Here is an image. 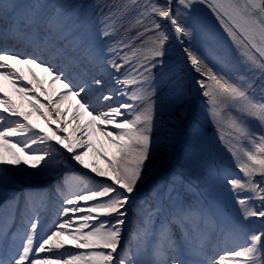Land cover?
Returning a JSON list of instances; mask_svg holds the SVG:
<instances>
[{
	"label": "snow or ice",
	"instance_id": "obj_1",
	"mask_svg": "<svg viewBox=\"0 0 264 264\" xmlns=\"http://www.w3.org/2000/svg\"><path fill=\"white\" fill-rule=\"evenodd\" d=\"M196 2L123 0L119 5L98 3L96 7L100 8L103 18L95 33L75 23L64 5H52L54 11L47 14L44 9L49 6L36 0L31 5L23 6V14L14 16L9 28L11 34H18L21 21L30 27L46 23L53 30L51 47L54 54L62 56L67 65L78 67L82 72V77L77 80L64 68L35 53L26 55L18 51H0V80L10 81L22 96H27L31 89L18 86L17 82L23 78L10 61L42 68L52 77V83L62 84L64 91L55 99L49 96L46 104L40 103L36 93L32 92L35 102L31 106L45 120L67 115L61 111L60 105L65 100L76 101L72 120L77 121L74 131L80 134L78 143H74L70 135L55 134L63 133L66 127L55 129L51 136L44 134L31 123L32 112L21 111L6 93L0 95V125H3L0 126V141H12L20 134L31 133V139L24 142V148H28L30 143L48 144L41 152L29 155L31 167L37 171H22L29 176L51 177L56 172L58 155L67 156L68 153L72 154L67 157L69 160L89 168L84 157L86 150L92 147L91 136L94 131L101 132L115 147L116 153L111 159L105 157L110 172L91 168L99 177H110L112 183L89 180L94 187L76 191L58 188L63 201L59 217L52 227L47 232H38L39 218L33 212L28 218L25 234L21 237L23 242L19 246L15 243L8 247L0 244V264H224L227 257L236 258L237 264H264V0H200L208 3L229 34L243 72L216 63L212 57L204 56L198 50L184 49L190 65L199 74L196 85L206 98L210 114L216 116L221 108L227 109L239 134L240 144L232 151V155L246 179L228 170L222 173L223 180L237 194V203L241 206L240 225L235 229L233 238L235 247L225 249L227 256L207 255L206 236L201 222L208 223L210 214L205 208L184 203L174 188L158 193L155 207H147L142 216L133 211L136 205L133 194L137 191L138 183H142L146 176V162L153 145V96L158 83L154 82L152 70L164 65L165 46L170 40L176 39L183 43L184 40L191 42L193 39L191 17ZM19 7L18 4L0 0V16L7 15L9 9ZM104 8H108L106 15L103 14ZM125 18L128 19V27L137 30V39L152 33L149 40L150 55L145 57L147 63H140L138 68L133 69L141 77L139 80L117 75L124 64L115 58V54L127 47L128 42L114 38L115 25L117 20ZM141 28L143 31H140ZM60 39L65 41L63 45L58 43ZM97 65L114 70L109 71L108 76L111 83L118 86L115 92L111 89L107 92L102 90L106 84L103 77H92L89 81L88 68ZM32 75L35 85H41L36 74ZM32 83L29 81V84ZM130 84H139V90L131 91L128 89ZM93 90L100 91L98 100L108 104L106 111H100L92 105L89 97ZM122 96L128 97L129 102L111 103L114 98ZM175 98L178 104L187 99L179 88L175 91ZM84 116L90 118L87 123L82 122ZM11 117L16 119L11 120ZM251 121H255L257 127H253ZM61 123L66 126L69 121ZM108 126H114L113 130L109 131ZM52 141L62 145L66 152H62ZM18 143H10L9 150ZM77 147L83 151L77 152ZM29 160L21 161L16 153H13L12 159L0 156V181H11L12 177L8 173L13 167L21 171L18 166L21 163L27 165ZM209 172L212 174L211 169ZM219 175L216 174L215 178L219 179ZM257 176L261 179H255ZM240 189L251 194L239 198L237 190ZM256 200L260 202L258 207L251 203ZM81 202L92 203L87 207L86 214L75 217L79 224L73 231L74 214L85 213ZM130 213H133L131 218ZM101 215H111L112 219L99 220ZM62 217L67 219L61 222ZM250 218H257L258 226L243 231L252 224ZM173 225L181 231V242L175 239ZM126 228L129 229L130 239L137 242L135 252L121 246ZM2 237L3 233H0ZM150 238L155 240V244L149 252L147 242ZM240 240L243 242L237 243ZM71 246L87 251L74 254L70 250ZM66 247L69 249L67 252L59 251ZM45 252L51 255L41 258L40 254Z\"/></svg>",
	"mask_w": 264,
	"mask_h": 264
},
{
	"label": "rangeland",
	"instance_id": "obj_2",
	"mask_svg": "<svg viewBox=\"0 0 264 264\" xmlns=\"http://www.w3.org/2000/svg\"><path fill=\"white\" fill-rule=\"evenodd\" d=\"M6 2L20 5L21 7L14 9V11L16 12L17 10L22 9L23 14L25 12L23 6L31 5L36 2V0H6ZM38 2L49 6L44 9L47 14H51L54 11L51 7L52 5L66 6L65 10L72 16L75 23L87 27L95 33L100 28V19L103 18L100 8L96 7V5L98 3L119 5L123 3V0H38ZM12 11L13 9H9L7 15H4V17L8 16ZM107 13L108 8H104L103 14L106 15ZM7 18L11 19L12 21L9 23L13 24L12 15ZM191 23L193 25V39L191 42L184 40L183 43H181V41L176 39L170 40L165 46L166 51L163 57L164 65L157 66L152 70L154 82L158 83V87L155 96H153V100L155 101V115L151 133L153 145L149 159L146 162L145 177L151 176V174H153L152 171H156L158 167L169 158L176 143L177 136L180 133V129L194 104V84H196V79L199 78V74L195 72L194 76L189 75L186 61L183 57V54H186L184 49L190 48L198 50V52L204 54V56L212 57L216 63H222L226 67L232 68L238 72L244 71L239 63L238 53L233 46L229 34L225 31L216 14L208 6V3H202L200 0H197L193 5ZM24 26L25 24L21 21L20 28ZM115 27L116 31L114 33V38H119V40L128 42L127 47H124L122 51H118L115 54V58L124 64V67L120 69V73H117V75L122 74V78L126 77L129 80H139L141 77H139L133 69L138 68L140 63H147L145 57L150 55L149 48L151 47V44L149 43V40L152 33H148L140 39H137V30L128 27L127 18L117 20ZM34 28L36 27L25 26L24 29L32 30ZM25 30L21 29L19 32ZM34 31H36L38 39H33V42L38 41L39 43H42L43 41L53 39V30L46 23H41L37 27V30H32V33ZM140 31H143V29L141 28ZM26 68L27 73L31 76L32 80V73L36 74L41 85H35V81L33 80V86H36V90H34L32 84L30 86L25 80L18 81V86L31 89L27 96H22L15 90L10 81L0 80L2 86L5 84L9 86L6 88L7 90L2 87L0 95L6 93L11 100L28 99L31 101L30 107L32 108L31 105L35 102L32 100V92H35L36 99L39 100L40 103L46 104L48 99L40 96L38 93L43 80L31 65H26ZM91 71L96 77L99 76V73L102 74L106 84L111 85V87H118L111 83V79L108 76V72H114V70H106L104 67L97 65L90 66L89 73ZM139 88V84L128 85V89L131 91H138ZM178 88L182 89L187 97V99L180 104L176 102L175 98V91ZM131 91H129V96L131 95ZM205 100L206 98L201 95V90L198 88L196 103L197 112L193 117L192 126L188 129L190 136L188 141L183 145L184 150L181 153L180 161L167 173L158 177L159 180L152 184L146 197L143 198V200L141 199V202L139 201L140 203L134 207L133 211L142 216L147 207H155V200L158 193L167 192L170 187L174 188L184 203L205 208L210 214L211 219L208 223L201 222V227L206 236L205 251L207 255L227 256L225 249L235 247L233 238L235 229L240 225L241 206L237 203V194L233 193L230 190L231 186L226 185L223 180L222 173L224 170H228L233 175L239 176L242 179H246V177L240 172L238 161L234 159L232 155V151H234L240 144L239 134L233 126L232 115L225 108H221L218 115H211L206 106ZM121 101L129 102L128 97L122 96L119 97L117 101H113L112 104L115 105ZM33 112L39 117H42L39 113H36L34 109ZM54 118L55 117L52 119ZM10 119L15 120L16 118L11 117ZM89 119L90 118L87 116L82 118L85 123H87ZM251 124L253 127H257L255 121H251ZM113 128L114 126H110V128L108 126L110 131L113 130ZM40 131L48 135L45 129H41ZM173 132L175 133L174 136L172 135ZM17 141L19 140H12L9 142L0 141V149L8 154L11 159L13 158V153H16L20 156L21 161L29 160V155L35 151H25L20 142L16 147L9 150L10 143H16ZM73 142L75 143V141ZM91 143L92 147L90 148L95 151L94 155L91 156L102 158L106 163V167H102L101 170L110 172L105 157L108 159L113 158L116 153L115 147L109 141L106 146L98 145L94 136H91ZM42 144L44 149L48 147L47 143ZM52 144L62 152H66V150L63 149V146L57 144L56 141H52ZM79 151H83V149L77 148V152ZM71 155V153H68L67 156L58 155L60 158H58V163L55 165L56 172L51 177L29 176L22 171V169H27V172L29 173H35L37 171V169L31 167V160H29L27 165L21 163V165L18 166L21 171H18L15 167V171L12 170L9 172L8 175L12 177V180L6 183L0 181V198H4L7 194H10L11 191H18V189H20V191L13 200L14 202L12 201L13 204L10 201H7L6 205L2 207L0 216H3L6 220L12 219L11 215H13L14 210H16L13 207L16 204L15 207L19 205L21 192H24L25 196L30 199L31 197L34 198V196H36L35 199H32V205L35 203V200L38 202V199L40 198V195L38 194L40 193L45 205L42 210L38 209L39 206L33 210V212L39 217V232L44 229V219L50 211L54 214L55 212H59L62 207L63 196L59 191H56L57 193L54 194L55 188L61 189L62 187H65L63 191H66L69 188L76 191L82 188L94 187V185L89 183V180H95L102 183H112L110 177H99L91 171V168H84L82 165H79L78 162L69 160L67 157H70ZM210 169L212 170V174L209 172ZM78 170L82 171L83 175H76ZM68 171L70 172L67 173ZM216 174H220L219 179L215 178ZM73 175H75V178H70ZM255 179L259 180L261 177L257 176ZM66 181L67 183H65ZM141 184L142 183H138L137 191L140 189L139 186ZM237 191L239 198L251 194L243 189ZM54 200L59 201V203H55ZM91 203L92 202H81L80 206L85 208V213L74 214L71 230L74 231L79 224L75 217L86 214L87 207H90ZM251 203H255L258 207L260 202L256 200ZM51 208H53V210H51ZM28 209L32 212L29 207ZM69 215L73 214L69 213ZM62 218L67 219V217ZM20 219L25 220L24 218ZM111 219V215L99 216V220ZM250 220L252 221V224L247 225L243 231L258 226L259 220L257 218H250ZM4 221L5 220L0 221V228L4 225ZM157 223H159V221H157ZM24 224L26 226L28 221H25ZM11 227L12 224L10 225V228ZM126 229L124 233H127V235L124 234L121 246L125 243V248L127 247L126 249L130 248L135 252L137 242L130 239V232ZM173 231L175 239L178 242H181L182 234L180 229L173 225ZM242 242L243 240L237 241V243ZM154 244L155 240L150 238L147 242V249L149 252ZM68 250L69 249L66 247L59 251L67 252ZM70 250L74 254L80 251H87L77 250L74 246H71ZM46 255H51V253H42L40 257L42 258ZM224 264H237V260L236 258L227 257Z\"/></svg>",
	"mask_w": 264,
	"mask_h": 264
},
{
	"label": "bare ground",
	"instance_id": "obj_3",
	"mask_svg": "<svg viewBox=\"0 0 264 264\" xmlns=\"http://www.w3.org/2000/svg\"><path fill=\"white\" fill-rule=\"evenodd\" d=\"M1 30L3 32L2 36L4 37L5 42L9 46H11L13 44V42L9 38L7 32L4 29H1ZM18 46H19V44H16L15 48H17ZM31 52L35 53L36 55L38 54V51H35V49H32ZM44 54L47 57L49 53L45 52ZM59 59L60 58H56L55 60H59ZM58 62H59V66H60L61 61L59 60ZM10 63L13 64L16 69L19 70V73L22 76L23 80L28 82V84H29V81H33L31 76L27 73V68H26L25 64L20 63L18 61H10ZM31 66L34 68L35 72L43 80L42 86L39 88V91H38V93L42 97H45L48 99L49 96H51L54 99L57 97V95L59 93H61V91H64V89L62 88V84L52 83V77L49 74L45 73L42 68H38L35 65H31ZM186 66H187L189 75L194 76L195 71L189 65L188 60H187ZM74 68L75 69H71L70 71H67L68 73H70L73 76V78L77 74V70H80V72H81L80 68H78V69H76V67H74ZM81 74H82V72H81ZM29 85L31 86V84H29ZM32 88L34 90H36V86H33V83H32ZM197 89H198V86L196 84H194V94H196ZM103 91H104V88H103ZM95 92H96V94H95L94 98L90 99L92 105L100 111H106L108 109V104L106 102H101L98 100V97L101 94L100 91L93 90V92L90 94V97ZM12 101H13V103H15L20 108L21 111H25V112L31 111L32 112V116L30 117V121L33 125H36L38 127V130L45 129L47 131V134L49 136H51V135H53V132L55 129L66 127V130L63 133L56 132L55 134L57 136H59L61 134L70 135L71 139L73 141H75V143H78V139H79L80 134H79V132L74 131L76 124H77V121L72 120V116L75 114V110H76V101L75 100H65V102L62 105H60V108H61V111L67 113V115L61 116L59 118L55 117L51 121L45 120L44 117H39L38 115H36L33 112V109L30 107L31 103L28 99H16V100L12 99ZM53 107H55V106H53ZM196 112H197V108L195 106V100H194V104L192 106V109L189 112L187 119L185 120L184 124L182 125V127L180 129V133L177 136L176 143H175V145H174V147L170 153L169 158L160 167H158V169L156 171H154V172L152 171L153 174H151V176L144 177L142 184L139 186L141 188V190L138 191L139 195H142L146 191V189L149 188L150 183L155 179V177H157V176L161 175L163 172L169 170L170 167L178 161V159L181 155L183 145L189 139L190 135L188 133V129L192 124L193 117L195 116ZM64 120L69 121V123L66 126L61 123ZM82 122L85 123L84 120H82ZM109 128H110V126H109ZM92 136H94L96 138L98 145H100V146H106L107 145L108 139L105 136H103L101 132L94 131ZM17 137H22L23 139L25 138L23 136V134H20ZM35 148H36L35 145L29 144V147L26 149L28 151H31ZM77 148L79 149V147H77ZM86 151H87V154L85 155L84 159H85V162L90 166L89 168L96 167V168L101 169L102 167L103 168L106 167V163L104 162V160L102 158H98V157L95 158V157L91 156V155H94V152H95L92 148H88ZM0 156H3L5 159H11L10 156L8 154H6L5 152H3L1 149H0ZM12 170L15 171V167H13ZM130 218H131V216H130Z\"/></svg>",
	"mask_w": 264,
	"mask_h": 264
}]
</instances>
